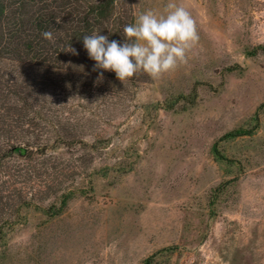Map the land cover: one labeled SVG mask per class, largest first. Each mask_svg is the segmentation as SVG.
Masks as SVG:
<instances>
[{
    "label": "rangeland",
    "instance_id": "1",
    "mask_svg": "<svg viewBox=\"0 0 264 264\" xmlns=\"http://www.w3.org/2000/svg\"><path fill=\"white\" fill-rule=\"evenodd\" d=\"M170 2L196 21L187 64L49 153L58 192L23 210L0 264H264V0L130 6ZM22 70L0 61V103H24Z\"/></svg>",
    "mask_w": 264,
    "mask_h": 264
},
{
    "label": "trees",
    "instance_id": "2",
    "mask_svg": "<svg viewBox=\"0 0 264 264\" xmlns=\"http://www.w3.org/2000/svg\"><path fill=\"white\" fill-rule=\"evenodd\" d=\"M130 2L0 0V61L26 69L21 84L17 79L12 86L24 103H0V243L24 209L57 194V181L39 180L49 153L59 146L87 147L81 132H93L149 82L143 72L123 84L104 72L97 82L99 71L83 47V36L94 32L123 43L124 26L136 19ZM44 31L53 32L54 42L43 39ZM69 45L78 55L66 52Z\"/></svg>",
    "mask_w": 264,
    "mask_h": 264
},
{
    "label": "clouds",
    "instance_id": "3",
    "mask_svg": "<svg viewBox=\"0 0 264 264\" xmlns=\"http://www.w3.org/2000/svg\"><path fill=\"white\" fill-rule=\"evenodd\" d=\"M123 36V43L100 32L83 36V47L95 62L93 71H99L97 82L104 79V72L115 73L122 84L138 72L159 79L187 64L188 53L199 42L190 12L171 2L162 14L152 10L136 14L135 22L124 26ZM42 37L54 42L52 31H44ZM66 52L78 55L70 45Z\"/></svg>",
    "mask_w": 264,
    "mask_h": 264
}]
</instances>
